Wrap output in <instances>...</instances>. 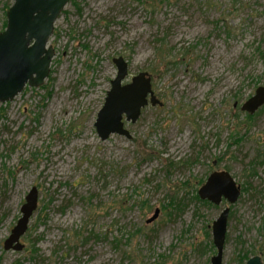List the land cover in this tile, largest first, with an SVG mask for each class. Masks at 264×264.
Instances as JSON below:
<instances>
[{
  "label": "rangeland",
  "instance_id": "rangeland-1",
  "mask_svg": "<svg viewBox=\"0 0 264 264\" xmlns=\"http://www.w3.org/2000/svg\"><path fill=\"white\" fill-rule=\"evenodd\" d=\"M49 46L44 84L0 103V264H211L227 207L223 264L264 263V106L241 111L264 86V0H70ZM118 57L124 84L148 73L164 105L103 141ZM216 171L241 185L236 204L199 198ZM34 187L24 250L7 251Z\"/></svg>",
  "mask_w": 264,
  "mask_h": 264
},
{
  "label": "water",
  "instance_id": "water-1",
  "mask_svg": "<svg viewBox=\"0 0 264 264\" xmlns=\"http://www.w3.org/2000/svg\"><path fill=\"white\" fill-rule=\"evenodd\" d=\"M70 0H13L7 10V26L0 32V103L12 101L26 86L40 87L50 75L55 50L49 46L55 25ZM48 46V48H47ZM117 75L111 81L104 105L98 112L95 127L101 140L118 134L128 139L131 133L125 128L126 121L136 123L142 110L149 104L162 107L156 97L151 78L141 72L124 84L129 76V64L123 57L113 60ZM264 106V86L257 88L254 96L242 106L241 111L254 115ZM242 194V187L228 171L213 172L199 189V198L214 205L226 200L234 205ZM39 190L34 187L21 207V217L4 243V249L22 251L21 238L27 233L32 217L38 209ZM231 208H225L213 223V242L217 254L211 264H223V252L227 224ZM159 210L148 219L153 223ZM246 264H264L260 255L248 259Z\"/></svg>",
  "mask_w": 264,
  "mask_h": 264
},
{
  "label": "trees",
  "instance_id": "trees-1",
  "mask_svg": "<svg viewBox=\"0 0 264 264\" xmlns=\"http://www.w3.org/2000/svg\"><path fill=\"white\" fill-rule=\"evenodd\" d=\"M10 8V5L9 4H7L6 6H5V14L7 13V10ZM6 26H7V20L4 22V24H3V30L6 28ZM247 116V118L248 119H253L254 118V115H250V114H246ZM241 139L242 138H238V139H236L237 140V142L238 141H241ZM246 190H248L247 189V187H245L244 189H243V191H246ZM207 203H209L208 201H206ZM250 257H249V253H245V254H243V256H242V260L243 261H247L248 259H249Z\"/></svg>",
  "mask_w": 264,
  "mask_h": 264
}]
</instances>
